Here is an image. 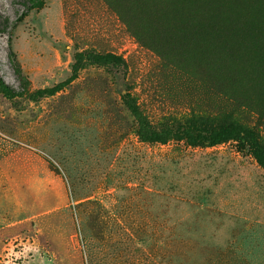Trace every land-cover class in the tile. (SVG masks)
Segmentation results:
<instances>
[{
	"label": "rangeland",
	"instance_id": "obj_1",
	"mask_svg": "<svg viewBox=\"0 0 264 264\" xmlns=\"http://www.w3.org/2000/svg\"><path fill=\"white\" fill-rule=\"evenodd\" d=\"M254 33L264 0H0V264H264Z\"/></svg>",
	"mask_w": 264,
	"mask_h": 264
},
{
	"label": "trees",
	"instance_id": "obj_2",
	"mask_svg": "<svg viewBox=\"0 0 264 264\" xmlns=\"http://www.w3.org/2000/svg\"><path fill=\"white\" fill-rule=\"evenodd\" d=\"M230 19L234 20V21L235 20H240V18H238V17L237 18L236 17L229 18V20ZM198 25H199V29L200 30L202 29L203 31L207 32V29L210 26V22L200 20ZM197 28H198V26H197ZM240 28L244 29L243 27H240ZM239 33L244 34L246 36H249L247 34V32H244V31H241ZM239 33H237V34H239ZM256 34L257 33H254L253 35L252 34L251 35L253 37ZM223 36H225L226 38L231 39V42H228L229 39H227V42H228V44H227L222 39ZM256 36L259 38V40L253 41L254 43H257V44H253L254 47L256 49H264V37L261 36V35H256ZM213 41L214 42L211 44L212 45L211 46L212 51L220 52L223 55L229 54V48H233L234 47V45L232 44L231 32L228 29H221L220 32L216 34V36L214 37ZM206 48L208 49V47H206ZM88 55H90L95 61L100 62V63L111 64V65H116V66L124 65L123 58L120 55H118L116 53H113V52L100 53V52H96V51L90 50V51H88ZM218 64H220V63H218ZM245 64H248V63L245 62ZM245 64L241 68H246L247 66L245 67ZM75 77H76V73L73 74L69 79H66L62 83L57 84L53 88L38 89L35 92H33L32 97L34 99H38V98L46 96V95H52L56 91H58L59 89H62V87L68 85L71 82V80L73 78H75ZM0 89H2L4 95H6L10 99H13L15 94H13L12 90L4 82H2L1 79H0ZM130 103H131L132 109H134V112L140 117V115L137 113V110L135 109V104L133 102H130ZM246 134H247L246 130L244 128H242V127H239V126L223 127V128L218 129V130H215L212 133V135H211V139H212L213 142H218V141H221V140H224V139L242 138ZM140 135H141V137L144 140H147V141H150V142L166 141L167 139H169L172 136V132L169 129L162 130V131H157V132L149 131L146 128V126H144L142 128V130L140 131ZM258 157H259V160L261 161V163L264 165V156H263V154L259 153Z\"/></svg>",
	"mask_w": 264,
	"mask_h": 264
}]
</instances>
